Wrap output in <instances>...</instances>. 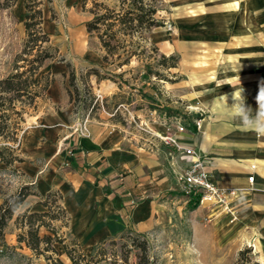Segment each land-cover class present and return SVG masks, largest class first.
I'll list each match as a JSON object with an SVG mask.
<instances>
[{
    "label": "rangeland",
    "instance_id": "374dc122",
    "mask_svg": "<svg viewBox=\"0 0 264 264\" xmlns=\"http://www.w3.org/2000/svg\"><path fill=\"white\" fill-rule=\"evenodd\" d=\"M28 1L35 12L29 29L25 23L24 26L14 23L10 11H1L2 20L7 16L9 22L7 24L4 20V25L0 26V78L19 75L15 83L19 84L20 91L0 94V148L5 146L3 143H15L22 122L33 115L38 99L45 96L44 87L52 80L46 68L54 63L66 64L64 81L78 121L82 123L88 118L112 121L136 146L167 147L170 150L168 165L179 177L184 161L174 152L173 144L168 145L165 140H172L168 135L176 132L182 133L186 139L203 137L207 123L212 121L208 116L213 110L210 94L214 89L209 84L218 79L217 67L225 64L227 58L214 50V44L208 45L209 48L200 45L196 53L185 54L184 44L179 40L181 22L191 18V23L187 21L190 26L184 28L192 31L205 22L215 27L219 20L222 21L220 12L228 8L227 0L215 1L211 9L218 16L215 15L213 21L208 20V14H198L203 11L199 0H144L156 9L155 18L161 26L142 35L117 33V39L123 40L127 46L125 49L136 51L139 56L120 68L115 64L96 66L98 76L113 78L110 80H98L95 75H89L93 66L88 64L85 54L100 52L102 56L104 51L97 38L86 32L85 24L93 17L89 10L93 9L94 3L120 10L121 0H87L85 8L82 0ZM234 8L236 13L240 10L237 3ZM209 41L212 43L213 39ZM137 42L142 47H131L130 44ZM124 54L123 49L118 51L121 60ZM44 55L50 57L40 64L39 59ZM160 55L175 56L178 59L176 67L167 70L155 67ZM145 65H154L153 70H158L164 80L152 76L142 78ZM195 67L200 69L196 71ZM201 68H205V74ZM118 74H122L121 78L115 76ZM204 82V86H194ZM194 122L200 123V132H197ZM180 126L183 130L179 129ZM178 143L199 149L196 142ZM13 154H17L15 149ZM177 195L182 196L179 203L175 202L178 201ZM168 199L173 203L170 211L156 215L154 225L148 231L130 230L102 246L107 264H138V246L142 241L147 246V255L156 264H264V220L254 221L249 228L238 225L231 234L230 228L234 224H230L229 214L222 210H209L206 205H201V211L198 209L193 214L189 204L196 197L183 193L181 186L180 191H173ZM52 200V210L58 220L51 221V224L69 242L73 237L68 235L65 215L58 210L60 200ZM236 220L237 217L232 219L233 222ZM239 221L241 218L237 223ZM249 230L250 235L246 239L244 232ZM47 233L45 228L39 231L40 236ZM97 247L98 243L90 248L81 246V249L90 255ZM244 249H250V252L238 261V254ZM1 252L3 260L0 258V264H46L42 257L36 258L25 248ZM57 257L68 263L62 251H58Z\"/></svg>",
    "mask_w": 264,
    "mask_h": 264
},
{
    "label": "crops",
    "instance_id": "0c3cea01",
    "mask_svg": "<svg viewBox=\"0 0 264 264\" xmlns=\"http://www.w3.org/2000/svg\"><path fill=\"white\" fill-rule=\"evenodd\" d=\"M3 1L0 0V26L7 20V16L2 20L1 11H10L14 23L24 26L25 0H16L8 8L1 7ZM199 1L204 12L198 14H208V20L213 21L218 16L211 9L216 0ZM227 2V10L219 15L222 21L215 27L205 22L192 31L184 28L190 26L191 18L181 22L179 40L184 44L185 54L196 53L200 45L207 48L214 44V50L227 58L225 64L217 67L218 79L209 84L214 89L210 94L213 110L208 116L212 121L207 123L203 137L186 139L180 132L168 137L178 142H196L212 180L218 186L239 189L241 202L236 205L239 210L236 217L241 221L229 220L234 224L230 228L232 234L238 225L249 228L254 221L264 220V136L246 130L234 110L243 91L255 116V98L264 90V0ZM235 3L240 6L237 13ZM85 58L90 66L102 65L100 52H89ZM48 67L46 72H50L52 80L44 90L45 96L38 99L30 120L22 122L15 143L2 144L13 146L19 161L8 166L0 162V206L22 185L32 184L37 195H29L8 222L0 252L17 245L16 216L28 208L41 211L43 208L37 202L49 192L60 195L68 218V235L85 248L130 230L148 231L156 215L170 211L171 193L180 191L178 177L168 165L170 150L165 146L159 149L136 146L112 121L88 118L80 123L64 81L66 64ZM201 70L205 74V68ZM249 175L254 176L253 185L247 182ZM177 198L175 202L179 203L182 196ZM244 233L247 239L250 230Z\"/></svg>",
    "mask_w": 264,
    "mask_h": 264
},
{
    "label": "trees",
    "instance_id": "16d2710c",
    "mask_svg": "<svg viewBox=\"0 0 264 264\" xmlns=\"http://www.w3.org/2000/svg\"><path fill=\"white\" fill-rule=\"evenodd\" d=\"M16 0H4L1 7L8 8L12 6ZM87 0H82V7L85 8ZM25 8L27 10L25 27L29 29L33 24L31 20L35 18L34 6L30 5L28 0H25ZM120 10L109 9L102 3H94L93 9L89 12L92 14V19L86 24V32L95 36L100 43L101 49L104 51L102 55V63L117 67H122L130 63L131 59L139 56L136 51L126 50L124 41L117 39V33H125L127 35L136 33L142 35L143 32H149L153 28L161 26L160 22L155 18L156 9L147 4L144 0H121L119 5ZM131 47H142L137 42L130 44ZM123 49L125 57L121 60L118 51ZM153 50H156L152 46ZM116 56V59H112ZM49 55H44L39 59L41 64L44 59L49 58ZM178 59L175 56L160 55L156 61L155 67L167 70L175 68ZM169 62V63H168ZM102 66V65H101ZM153 66L145 65L146 71L142 78L149 79L150 76L158 80H164L163 75L158 70H153ZM97 67H93L89 71V75L93 74L98 80L113 79L106 76H98ZM122 74L115 75L121 78ZM113 77V76H112ZM19 75H13L6 79L0 80V94L19 92V84L15 80ZM47 86L44 88L46 89ZM69 98L72 101L71 95ZM9 144V143H7ZM14 161H19L18 157L13 154V146H3L0 148V162L5 165H11ZM29 195H37L32 184L20 186L15 193L8 196L0 206V241H4L5 229L8 222L12 219L17 209L22 205L24 200ZM58 198L60 195L57 192H49L44 197H41L37 202L43 209L41 211H31L30 208L19 213L14 221L18 233L16 235L17 247L5 248L6 250H15L16 248H25L31 251L36 258L42 257L46 264H107V256L102 246L111 241L99 242V247L93 250V253L87 255L81 249L79 242L76 239H71L69 242L65 237L58 234L56 229L52 226L51 221L58 220L57 214L52 210L51 200ZM54 202V200H52ZM198 208V201L195 200L189 204V210L194 211ZM60 213L65 215L66 223L68 222L67 215L61 204L58 207ZM41 228L47 230V234L39 235ZM122 233L119 237L124 236ZM138 249L140 255L138 256V264H156L147 255V246L144 241L139 243ZM58 251H62L68 263L63 262L58 255ZM250 249L241 250L238 254V261L241 257L249 253ZM3 253V251H2ZM112 263H115L113 261Z\"/></svg>",
    "mask_w": 264,
    "mask_h": 264
},
{
    "label": "built area",
    "instance_id": "2783aa9c",
    "mask_svg": "<svg viewBox=\"0 0 264 264\" xmlns=\"http://www.w3.org/2000/svg\"><path fill=\"white\" fill-rule=\"evenodd\" d=\"M197 132H200V123L194 122ZM180 126V130H183ZM85 131L84 126L82 127ZM167 144H173L174 152L181 156L184 165L181 166V173L178 174L179 183L183 193L195 196L198 207L206 205L209 210H222L234 219L238 213L236 205L240 199L239 189L235 187H221L213 180L208 171V164L204 157L199 156L197 149L193 146H182L174 140H165ZM255 166H251L254 169ZM247 182L254 184V176L249 175Z\"/></svg>",
    "mask_w": 264,
    "mask_h": 264
},
{
    "label": "clouds",
    "instance_id": "9594fccd",
    "mask_svg": "<svg viewBox=\"0 0 264 264\" xmlns=\"http://www.w3.org/2000/svg\"><path fill=\"white\" fill-rule=\"evenodd\" d=\"M237 99L241 101L235 106V112L242 118V126L246 130L253 131L258 136H264V90H261L256 100V114L252 115V109L247 104L246 97L243 96V91L238 95Z\"/></svg>",
    "mask_w": 264,
    "mask_h": 264
}]
</instances>
